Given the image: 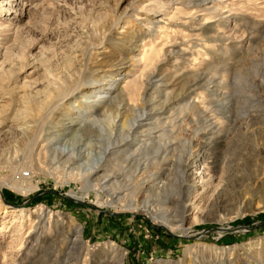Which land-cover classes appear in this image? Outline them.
Here are the masks:
<instances>
[{
	"label": "rangeland",
	"instance_id": "374dc122",
	"mask_svg": "<svg viewBox=\"0 0 264 264\" xmlns=\"http://www.w3.org/2000/svg\"><path fill=\"white\" fill-rule=\"evenodd\" d=\"M127 87L168 161L126 167L127 139L122 177L85 182L106 165L93 121ZM44 102L25 142L15 114ZM116 263L264 264V0H0V264Z\"/></svg>",
	"mask_w": 264,
	"mask_h": 264
},
{
	"label": "bare ground",
	"instance_id": "6f19581e",
	"mask_svg": "<svg viewBox=\"0 0 264 264\" xmlns=\"http://www.w3.org/2000/svg\"><path fill=\"white\" fill-rule=\"evenodd\" d=\"M150 74V73H149ZM86 78V77H85ZM84 78V79H85ZM54 80V79H53ZM149 80V79H148ZM52 82V81H51ZM54 82V81H53ZM58 82V80H57ZM53 84V83H51ZM58 84V83H57ZM57 84H56V81H55V85L56 86V91H57ZM60 86V85H59ZM60 89V88H59ZM142 89V88H141ZM53 91V89H52ZM62 93V92H61ZM59 93V94H61ZM56 94V93H55ZM64 94V93H63ZM95 94V97L99 96V93H95L94 92H91L89 93L88 95H93ZM136 94V88L135 89H128L125 88L124 91L119 95L118 97V100L116 102H107L106 105L103 107V109L101 110V113L97 114L96 115V118L95 120L93 121V123L97 124L98 127L102 130L104 129V135L102 134V137L103 138H106V145H105V149L102 153V156H104V161L103 163H105L106 165H98L97 167L94 168V165L97 164L95 162H91L89 163L87 166H88V169L84 170L86 174H84V180L85 182H90L91 178L97 174L98 170L103 168L105 169V171H107V174H105L103 176V178H108V177H112L114 179H116L117 177H122V174L121 172H117L115 173L113 170H114V167L113 169L112 168H109V166H114V165H109V164H112L113 160L111 157L115 156V154L119 153V151L125 146L127 145L126 141L128 139V145H132L134 143H139V144H142V147H140L138 150V155L140 156L138 159L136 157H133L135 152H132L131 155L127 158V159H124L120 162L119 160V157L115 158L117 161L116 162H120V163H124L125 165H127L126 167L130 168L132 166V164L134 165L135 163L139 166H144V169H143V174L146 173L147 169L149 168V165L150 163H155L156 165H159L160 162H167L168 159H167V153L169 152L168 151V147L167 145L170 143V142H166V141H163L161 140L160 142L158 143H155V144H147L145 143L144 141H139L138 140V137H137V134L135 133V130H133V124H134V119L132 118V120L130 119V121L128 122L127 121V117H128V108H127V100L130 99L131 96H134ZM61 96V95H59ZM57 97V96H56ZM26 102V101H25ZM29 104V103H27ZM31 105V103L29 104ZM120 105H122V110H124L122 113L123 115V121L121 122V127L120 129L117 131V130H113L112 127H109L111 124H113V118L117 117V116H120L121 113H120ZM28 106V105H27ZM48 106L47 103L44 102L43 105H31L29 107H25L26 109H24L23 111H19L17 110L16 114H15V120L18 122L17 124V127L15 128V132H17V134H19L20 136H22V139L25 141V142H29L31 141L32 139V136H33V132L36 131L35 129L36 128V121L34 118H36L38 115H40V113L42 112V109H45L46 107ZM33 107H35L33 110H30L32 109ZM27 108H30V109H27ZM142 110V109H141ZM152 110V109H150ZM29 112V113H28ZM33 112V114H32ZM134 113V112H133ZM23 114H29V115H26V116H30V118H27L26 116H24ZM132 114V112H131ZM127 115V116H126ZM135 115V114H133ZM121 117V116H120ZM85 118V117H83ZM34 119V120H33ZM87 119V118H86ZM128 124H127V123ZM14 130V129H13ZM75 131V130H74ZM86 132V136L89 134V135H93V134H97L99 136L100 132L101 131H98V130H94L92 131L91 128L85 130ZM124 132V134H123ZM102 133V132H101ZM169 134V133H168ZM72 137L75 139V141L77 142V138H75L77 136L76 132L74 133H71ZM101 135V134H100ZM71 137V138H72ZM101 137V136H100ZM170 138V137H168ZM73 139V140H74ZM77 139V140H76ZM73 140H71V142H74ZM126 143V144H125ZM130 143V144H129ZM77 144V143H76ZM73 146V145H71ZM45 147V146H44ZM106 147H111L110 150L106 153V151L108 150V148ZM186 149V148H185ZM44 150V149H42ZM135 150V149H134ZM107 154V155H106ZM68 155V156H67ZM136 155V154H135ZM67 156V157H66ZM64 157H66L63 161L64 165H69V166H75V168L73 169L76 170L77 172H82V169L80 167H78V162H80L81 159L77 158L76 155L73 154V152H67L65 153L64 150H61L57 153V160H62ZM110 158L108 161L105 160V158ZM138 157V156H137ZM84 159V158H83ZM114 159V160H115ZM86 160V159H85ZM205 164V160H200V163L198 164V168L197 170H200L201 166H203ZM117 166V165H115ZM186 167H188L189 165L186 164L185 165ZM109 169V170H108ZM90 170V172H89ZM136 170V169H135ZM198 172V171H197ZM196 174V173H195ZM82 174H79V176L81 177ZM154 175H151V174H147L143 179H147L150 180ZM158 177V176H157ZM156 178V177H155ZM183 185H180V189L183 188ZM116 188H114L113 190H115ZM150 188H148L146 191H148ZM116 191L115 190L114 192H112L108 197L110 198L109 200L112 201L115 196L114 194H116ZM182 191V190H181ZM181 194V193H180ZM71 197H73L76 202L78 201H81L82 199H84L83 197H80L78 195H75L73 193L70 194ZM177 198V197H176ZM180 199V198H178ZM119 198L116 200L118 201ZM183 200V199H182ZM177 201V200H176ZM188 201V200H187ZM178 203V202H177ZM183 204H184V200H183ZM192 207V206H191ZM123 209H125L126 207H122ZM186 208V207H185ZM127 211L129 212H132V209L130 208H127L126 209ZM145 213H150L149 210H145L144 211ZM41 213V212H40ZM43 213V212H42ZM152 213V212H151ZM150 213V214H151ZM183 214V213H182ZM185 216V215H184ZM183 217V216H182ZM184 218V217H183ZM161 225V224H160ZM165 225V224H164ZM163 225V226H164ZM165 227V226H164ZM167 229L170 230L171 228H169L167 225H166ZM182 235L185 237H191L192 236V232L187 230V229H183L182 230ZM195 237L192 236V238ZM68 259L70 261H73L74 257H76V255L74 256V254H72L71 252H69L68 254ZM76 259V258H75ZM120 261V260H119ZM117 264V263H116ZM120 264V263H118Z\"/></svg>",
	"mask_w": 264,
	"mask_h": 264
}]
</instances>
